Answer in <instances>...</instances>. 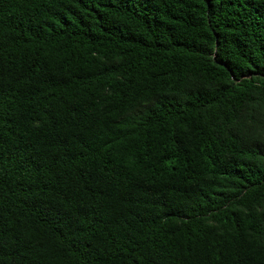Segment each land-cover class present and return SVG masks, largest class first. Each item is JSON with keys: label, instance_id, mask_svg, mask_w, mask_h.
Masks as SVG:
<instances>
[{"label": "trees", "instance_id": "16d2710c", "mask_svg": "<svg viewBox=\"0 0 264 264\" xmlns=\"http://www.w3.org/2000/svg\"><path fill=\"white\" fill-rule=\"evenodd\" d=\"M0 264H264V0H0Z\"/></svg>", "mask_w": 264, "mask_h": 264}]
</instances>
